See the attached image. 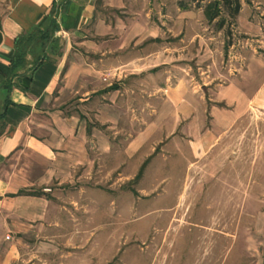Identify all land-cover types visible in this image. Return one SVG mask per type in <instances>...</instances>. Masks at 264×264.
Wrapping results in <instances>:
<instances>
[{"label":"rangeland","instance_id":"rangeland-1","mask_svg":"<svg viewBox=\"0 0 264 264\" xmlns=\"http://www.w3.org/2000/svg\"><path fill=\"white\" fill-rule=\"evenodd\" d=\"M211 1L97 5L102 18L122 20L129 32L112 42L115 49L124 45L123 57L151 43L142 35L160 39L164 73L112 80L119 93H112L111 110L99 99V122L86 108L84 135L73 131L70 151L79 161L70 162L61 207L52 225L22 245L17 264H255L264 255V111L246 109L192 155L194 130L167 105L175 78L185 77L205 108L201 136L211 129L206 110L215 87L243 69L245 90L253 86L252 56L264 59V16L254 15L264 0H238L233 19L221 4L219 17L208 22L203 11ZM8 4L0 0V15ZM68 104L74 114L75 104Z\"/></svg>","mask_w":264,"mask_h":264},{"label":"crops","instance_id":"crops-1","mask_svg":"<svg viewBox=\"0 0 264 264\" xmlns=\"http://www.w3.org/2000/svg\"><path fill=\"white\" fill-rule=\"evenodd\" d=\"M100 1L103 0H9L0 15V83L9 73L14 38L40 26L52 3L58 7L54 38L61 47L60 56L50 55L31 73L30 81L21 78L25 93L13 89L9 96L13 106L5 112V128L0 137V264H17L22 245L31 239L30 235L35 238L52 225L53 212L62 203L61 186L69 184L67 179L73 172L70 162L79 161L70 146L75 144V128L84 135L85 123L80 120L84 119L86 108L98 121L96 112L102 104L99 99L107 100L103 106L111 110L112 93H119L112 90V80L119 82L125 75L163 76V63L159 61L165 47L160 39L142 35L140 40L151 39V43H141L134 58L123 57L118 50H123L124 45L115 49L112 42L114 37L126 40L129 32L124 31L122 20L112 23L98 14ZM109 1L112 8V0ZM258 10L254 17L264 16V6ZM261 46L264 48V42ZM32 64L33 59L27 55V75ZM250 65L253 86L248 90L243 85L244 75L248 74L244 69L215 87L206 110L211 129L201 136L196 134L199 117L205 113L201 97L185 77L175 78L176 83L166 93L167 105L173 116L188 120L187 126L194 130V138L189 141L192 155L202 151L205 140L212 137L216 141L246 109L264 111V59L254 52ZM100 79L107 83L102 85ZM70 100L75 104L74 114L67 109ZM1 103L0 98V109ZM90 135L94 137L93 132ZM83 157L80 154V161ZM255 264H264V255H259Z\"/></svg>","mask_w":264,"mask_h":264},{"label":"trees","instance_id":"trees-1","mask_svg":"<svg viewBox=\"0 0 264 264\" xmlns=\"http://www.w3.org/2000/svg\"><path fill=\"white\" fill-rule=\"evenodd\" d=\"M205 1V0H200ZM227 8L229 17L235 18L240 10L238 0H213L204 8L203 14L208 22H212L220 15V5ZM58 14V7L52 3V7L46 17L45 21L40 26H34L29 31L22 33L13 40V53L9 58V73L5 76L4 80L0 83V137L3 134L5 124L4 115L9 106H13L9 100L10 93L13 89H17L23 93L27 91L21 86V78H26L30 81L31 73L43 62L49 60L50 55L60 56L57 39L54 38V33L58 30L55 23V16ZM223 21L220 22L222 24ZM219 24V25H220ZM30 55L33 59L27 75L26 56ZM114 88H112L113 90ZM142 170V169H141ZM23 192H20V194Z\"/></svg>","mask_w":264,"mask_h":264}]
</instances>
